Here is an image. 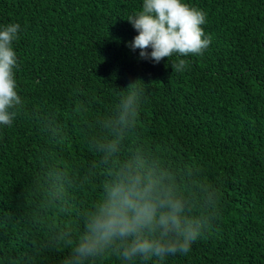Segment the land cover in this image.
<instances>
[{"label": "trees", "instance_id": "1", "mask_svg": "<svg viewBox=\"0 0 264 264\" xmlns=\"http://www.w3.org/2000/svg\"><path fill=\"white\" fill-rule=\"evenodd\" d=\"M184 2L206 13L211 44L202 55L154 63L127 46L137 32L125 18L142 0H0V26L20 25L14 78L23 101L12 125H0V264H61L68 249L51 247L34 227L45 173L60 166L88 180L76 201L100 195L101 177H87L97 157L85 128L137 79L135 143L218 194L190 252L163 264H264V0ZM179 59L185 69L172 70Z\"/></svg>", "mask_w": 264, "mask_h": 264}, {"label": "clouds", "instance_id": "2", "mask_svg": "<svg viewBox=\"0 0 264 264\" xmlns=\"http://www.w3.org/2000/svg\"><path fill=\"white\" fill-rule=\"evenodd\" d=\"M125 19L137 32L127 46L154 63L174 55H202L211 44L202 27L206 13L184 0H142L140 10ZM19 29L17 23L0 26V125L5 126L12 125L23 106L14 78L18 60L13 42L19 39ZM170 64L176 71L186 67L184 59ZM138 81L119 92L108 114L85 128V142L97 157L87 177H101L97 198L73 199L88 180H77L64 167L45 173L34 227L41 236L47 234L51 247L68 249L61 264H97L108 256H116L121 264H163L168 256L189 253L214 218L218 194L212 185L135 143L132 134L144 95ZM79 111L86 113L87 107L81 104ZM57 217L69 219L56 222Z\"/></svg>", "mask_w": 264, "mask_h": 264}]
</instances>
